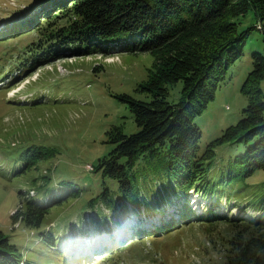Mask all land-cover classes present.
I'll list each match as a JSON object with an SVG mask.
<instances>
[{
	"label": "rangeland",
	"instance_id": "obj_1",
	"mask_svg": "<svg viewBox=\"0 0 264 264\" xmlns=\"http://www.w3.org/2000/svg\"><path fill=\"white\" fill-rule=\"evenodd\" d=\"M46 4L50 0H0V228L11 243L26 252L28 264H83V258L77 256L65 259V255L75 252L69 246L71 241L66 240L75 242L90 231L95 236L97 229L107 227L118 239L109 246L94 247V261L88 264H225L229 239L234 233L238 236L239 231L224 218H209L210 222L198 218L209 212L249 220L263 214L261 203L254 204V199L264 191V168L247 175L238 173L235 161L247 148L242 142L215 145L211 177L216 178L222 170L226 173L231 162L236 167L215 187V196L193 189L185 196L175 195L173 178L160 173L148 181L147 198L143 197L136 206L119 201L114 207L95 203L85 209L89 192L82 189L75 200L63 201L67 187L61 182L73 181L75 189L95 179L92 167L116 143L109 141L114 126L126 135L138 131L131 111L117 95L127 93L150 100L151 95L140 84L148 79L158 56L115 44L106 52H62L46 59L37 57L38 64L30 71L27 64L32 59L25 48L40 33L37 29L26 34L10 30L19 25L22 17L38 9L36 16ZM40 13L42 17L43 11ZM10 24V30L5 28ZM261 49V36L254 31L244 55L230 67L209 108L196 116L194 122L202 132L200 151L218 138L228 123L240 117L247 103L241 85L251 67L249 54ZM37 51L42 55L45 49L40 46ZM10 75L15 78L8 79ZM260 85L264 100V78ZM181 89V81L168 84L167 100L179 102ZM33 145H40V157L28 170L15 173L17 166L11 164V157ZM22 165L20 161L19 169ZM48 182L57 199L56 205L48 202L52 205L44 213L46 235L51 232L54 238L49 245L38 240L36 231L33 233L20 220L27 194L37 191V197L42 192L37 186ZM12 214L18 215L16 221ZM159 228L164 232L156 235ZM77 253L90 256L89 249L81 248Z\"/></svg>",
	"mask_w": 264,
	"mask_h": 264
},
{
	"label": "trees",
	"instance_id": "obj_2",
	"mask_svg": "<svg viewBox=\"0 0 264 264\" xmlns=\"http://www.w3.org/2000/svg\"><path fill=\"white\" fill-rule=\"evenodd\" d=\"M42 9V17L40 12L35 16L38 9L33 10L15 28L12 24L5 27H13L10 31L17 34L35 29L40 33L25 48L32 59L27 64L30 71L38 64L37 57L46 59L62 52H106L115 44L158 56L148 79L140 84L151 95L150 100L127 93L117 95L131 111L138 131L126 135L114 126L109 141L116 143L92 167L95 179L81 182L82 187L75 189L73 181L61 182L67 187L63 201L75 200L82 189L89 192L85 209L95 203L114 207L119 201L136 206L143 197L147 198L148 181L160 173L173 178L175 195L185 196L193 189L215 196V187L225 174H233L236 169L231 162L226 173L222 170L216 178L211 177L214 147L224 141L247 145L245 153L235 161L239 174L264 168V100L260 85L264 78V0H50ZM245 22L249 24L241 27ZM254 31L261 36L262 49L249 54L251 67L241 85L247 103L240 117L228 123L222 134L200 151L202 132L194 120L209 108L230 67L244 55ZM40 46L45 49L42 55L37 51ZM177 81L182 82V97L170 103L166 98L168 84ZM39 146L23 148L11 157V164L17 166L15 173L28 170L38 160ZM20 161L23 165L19 169ZM51 187L49 182L38 185L42 192L37 197V191L27 194L20 217L23 225L36 231L38 240L47 245L53 244L54 238L51 232L46 235L44 213L52 202L57 203ZM256 202L261 203L263 214L252 220L210 212L197 217L206 222H210L209 218H224L239 231L238 236L234 233L229 239L225 264H264V191L255 197ZM11 218L16 221L18 215L12 214ZM162 232L163 228H159L155 234ZM71 257L65 255L66 260ZM86 259L83 264H88ZM0 264H28L26 252L11 243L1 228Z\"/></svg>",
	"mask_w": 264,
	"mask_h": 264
},
{
	"label": "bare ground",
	"instance_id": "obj_3",
	"mask_svg": "<svg viewBox=\"0 0 264 264\" xmlns=\"http://www.w3.org/2000/svg\"><path fill=\"white\" fill-rule=\"evenodd\" d=\"M93 231H94V230H93ZM98 231H99V230H97V232H95V233H98ZM93 236H94V234H93Z\"/></svg>",
	"mask_w": 264,
	"mask_h": 264
}]
</instances>
